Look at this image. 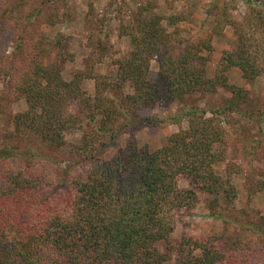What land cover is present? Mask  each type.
<instances>
[{
    "label": "trees",
    "instance_id": "1",
    "mask_svg": "<svg viewBox=\"0 0 264 264\" xmlns=\"http://www.w3.org/2000/svg\"><path fill=\"white\" fill-rule=\"evenodd\" d=\"M29 5L27 13L22 9L17 15L14 11L0 14V83L6 85L7 80L13 99H25L28 105L26 111L13 114L9 137L22 135L33 145L25 151L13 146V154L11 147L0 148V264L227 262L217 237L197 238L186 232L179 240L172 237L181 213L193 210L201 194L227 202L229 208L235 206L233 173L227 171L223 177L218 172L227 158L226 134L220 125L204 118L208 110L199 113L195 108L183 117L168 118L178 124L189 117L190 126L170 135L154 152L132 137L117 154L110 153L124 127L131 125L123 124L126 112L182 102L187 95L215 88L216 80L206 78V69L198 66L202 60L198 53L211 49L210 44L201 41L191 51L172 55L165 50L158 60L159 72L150 73L148 59L162 51L166 38L160 35L162 18L151 16V7H142L130 12L136 25L129 32L133 49L129 58L116 62L115 84L96 73L110 48L104 38L92 47L85 69L68 80L64 65L75 60L71 37L60 33L52 37L41 30L67 21V0ZM237 34V47L224 52L221 66L238 67L244 77L254 79L261 72L255 45L246 31L237 30ZM6 41L15 42L12 52L2 50ZM125 81L132 82L134 93L120 103L107 91L121 88ZM88 82L94 83L93 95L83 88ZM232 94L223 111L238 110L246 101L244 90L232 89ZM135 122L145 125L153 119ZM76 131L81 138L70 144V154L84 162L82 176H69L63 169L60 176L53 165L27 164L41 155L38 151L62 152L68 145L67 135ZM182 179L188 187H180ZM252 249L235 239L229 263H240L235 258L242 254L249 264Z\"/></svg>",
    "mask_w": 264,
    "mask_h": 264
},
{
    "label": "rangeland",
    "instance_id": "2",
    "mask_svg": "<svg viewBox=\"0 0 264 264\" xmlns=\"http://www.w3.org/2000/svg\"><path fill=\"white\" fill-rule=\"evenodd\" d=\"M41 0H0V14L22 11L27 13L32 2ZM148 7L151 16L161 17V33L166 38L159 51L148 59L150 73L159 72V62L165 50L169 53H185L196 48L201 41L210 44L211 49L201 50L198 66L206 69V78L216 80L214 89H206L187 95L184 101L172 104L160 103L144 108L132 109L126 112L124 133L120 134L116 145L110 149L112 155L117 154L121 147L132 137L139 146L147 145L151 152L161 148L172 134L189 128V117L182 118L178 124L168 121L171 117H183V113L198 108L208 110L204 118L213 120L214 125H220L226 134L224 147L227 158L218 172L225 177L226 172L232 171L231 181L237 191L234 208L227 207V202L215 201L214 197L201 194L196 207L190 212L180 215L172 237L179 240L182 233L197 238L217 237V241L226 256L228 264L231 259L229 250L232 242L237 239L246 246H251L252 252L248 256L249 264H264V2L263 0H67L66 13L68 19L61 25L50 27L43 34L52 37L66 34L71 37L70 52L75 58L73 63H67L64 75L68 80L72 74L84 70V61L92 53L101 38L108 44L107 57L97 65L98 76L107 77L105 80L117 82V61L129 58L132 48L131 28L136 25L129 17L130 12ZM16 18V17H15ZM14 20L13 30L17 32ZM219 22L222 24L219 25ZM134 24V25H132ZM18 29V28H17ZM134 30V29H133ZM246 31L249 41L255 45L254 51L259 58L261 72L254 79L244 77L238 67L225 69L221 66V58L225 51H232L237 47L238 34ZM137 36H141L136 30ZM217 33H220L218 35ZM14 41H6L2 50L12 52ZM68 62V61H67ZM150 75V78L152 77ZM153 80V79H152ZM0 83V148L13 146L23 149L33 146L30 139L22 135L9 137L13 133V114L28 109L25 99L15 100L10 92L7 80ZM217 82H224V85ZM122 87H111L108 95H114L118 102H123L126 95L133 94L132 82H122ZM115 86V85H114ZM83 88L88 95L95 93L94 83H84ZM232 89L244 90L246 103L241 101L239 109H223L232 98ZM243 96V97H244ZM248 98V99H247ZM77 112L75 106L70 109ZM223 112V113H222ZM182 115V116H181ZM136 117V118H132ZM152 118L153 122L141 125L135 120L143 122ZM195 118L197 117H190ZM81 132L68 134V145L59 154L38 151L41 155L26 161L38 168L53 165L57 175L60 169L69 176H82L84 162L76 161L70 154V144H75L81 138ZM22 151V150H21ZM25 151V150H24ZM16 152V150H14ZM61 184V182H60ZM180 187H188L184 179ZM200 252L197 251L196 254ZM243 255H237L236 260L246 264Z\"/></svg>",
    "mask_w": 264,
    "mask_h": 264
},
{
    "label": "water",
    "instance_id": "3",
    "mask_svg": "<svg viewBox=\"0 0 264 264\" xmlns=\"http://www.w3.org/2000/svg\"><path fill=\"white\" fill-rule=\"evenodd\" d=\"M263 2H264V0H263Z\"/></svg>",
    "mask_w": 264,
    "mask_h": 264
}]
</instances>
